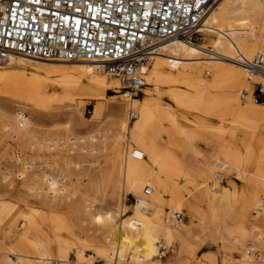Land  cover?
<instances>
[{"label": "bare ground", "instance_id": "bare-ground-1", "mask_svg": "<svg viewBox=\"0 0 264 264\" xmlns=\"http://www.w3.org/2000/svg\"><path fill=\"white\" fill-rule=\"evenodd\" d=\"M201 32L211 39L205 42L202 38L197 45L182 40L157 44L139 66L144 84L134 99L125 98L121 91L124 84L98 72L92 62H63L72 63L67 66L20 56L0 62L54 73L67 93L86 84L105 94L109 98L106 116L115 117L113 130L117 134L112 141L117 150L129 142L116 158L119 187L135 197L127 217L125 207L120 205L118 224L107 212L91 216L84 209L76 211L74 206L77 215L90 217L99 231L89 240L75 234L70 214L61 216L51 210L30 214L19 207L2 208L10 224L20 219L23 233L13 244L0 246V264L66 262L71 251L77 264H86V250L105 256L87 254L90 264L94 258L107 259L111 255L127 257L133 264H264V230L256 226L264 225V103L257 104L252 92H248L251 84L264 87V74L252 73L242 64L264 55V0H218L202 21ZM9 70L0 71L1 96L23 100L40 97L38 91L23 90V75L13 76L7 73ZM38 77L33 76L30 83ZM161 86L168 89L171 106H162L149 98L151 93H159ZM247 98L256 103H244L242 99ZM123 107L130 111L133 120L122 119ZM218 110L223 135L219 151L207 164L186 167L185 146L190 133L184 130L176 113L189 115L190 111H201L214 117ZM14 118L15 126L3 125L5 130H11L13 138L31 140L49 149L56 144L52 140H37L27 118L20 114ZM163 123L168 128H162ZM240 130L245 133L239 134ZM160 132L169 139L176 135L170 141L171 149H159ZM231 174L233 180L229 179ZM1 175L4 183L12 187L9 174ZM42 177L46 186L41 191L52 202L67 194L63 178L56 180L45 172ZM143 187L151 188L149 197L141 195ZM29 190L34 191V187ZM84 195L79 186L69 193L73 198ZM181 211L188 219L186 224L174 219V214ZM247 222L252 223L249 229ZM159 245L172 249L169 262L158 259ZM214 248L216 252L211 253ZM10 255L15 256V263Z\"/></svg>", "mask_w": 264, "mask_h": 264}, {"label": "rangeland", "instance_id": "rangeland-1", "mask_svg": "<svg viewBox=\"0 0 264 264\" xmlns=\"http://www.w3.org/2000/svg\"><path fill=\"white\" fill-rule=\"evenodd\" d=\"M209 39L211 37L203 34L205 42ZM40 62L67 66L72 64ZM8 69L11 70L7 73L13 76L23 75V82L20 84L23 90L30 88L33 91H38L40 97L35 100L32 97L23 100L22 98L10 99L0 95V115H2L0 116V173L9 174V182L13 184L12 187H8L0 174V220L3 221L4 225L0 246L5 247L7 244H13L23 233L20 219L10 224L9 218L1 212V209L6 207H19L18 209L23 213L30 214H43L49 210L61 216L66 215V213L67 215L70 214V220L75 226V234L84 240H89L99 231L91 223L90 217L77 215L75 209H77L76 211L84 209L91 216L94 214L103 215L107 212L118 224L121 219L119 216L120 205L125 207V217H127L130 214V208L135 204V197L132 193H125L124 189L119 187L116 158L118 153L125 151L129 142L127 140L122 144V148L117 150L112 141L117 133L113 130L115 117L106 116V101L109 98L103 93L94 91L86 84L67 93L57 82V75L54 73L37 72L28 66L0 65V71ZM35 75L39 76L38 80L30 83L31 78ZM254 87L253 84L250 85L248 89L250 94ZM158 88L159 93H151L149 98L162 106H171L168 89L162 86ZM122 90L123 88H121ZM247 100L251 99H242L244 103ZM261 103L264 101H257V104ZM219 111L214 117H208L201 111H190L189 115L176 113L184 126V130L190 133L188 143L185 146L186 167L198 168L204 163L207 164L219 151L223 140V135L219 130ZM17 114L31 122L33 136L37 140L55 141L56 144L52 149L46 145L39 147L36 142L31 140L20 141L16 137L13 138L11 130H5L3 125L8 123L15 126L14 117ZM129 114L130 111L125 107L120 108L122 119L133 120L134 118H131ZM162 128H168V124L163 123ZM243 133L245 132L240 130L239 134ZM158 137V147L161 151L171 149L170 141L176 139V135L169 139L164 132H160ZM238 137L240 138L241 135ZM103 138L105 141L102 142ZM174 153L176 155L177 151ZM17 158L18 164L16 163ZM43 172L56 180L63 178V186L67 194L56 198L54 202L45 196L41 191L46 186L42 180ZM224 174H226V169ZM233 176L232 174L229 175V179L233 180ZM60 185L59 182L58 189H60ZM76 186L84 190V197L73 198L69 196L70 191ZM30 187H34V191H30ZM145 188H142L141 195L149 197L151 194L144 195ZM74 206H76L75 209ZM179 214H181L182 223L186 224L188 219L184 211ZM246 226L249 229L252 227V223L247 222ZM256 226L264 230L263 224ZM43 228H47L46 223ZM216 250L214 248L210 252L215 253ZM167 251L169 252L166 257L160 260L162 263L169 262L171 259L172 249ZM201 253L204 251L202 250ZM84 254L86 264H90L86 261L87 254L98 256L91 250H86ZM74 257L75 255L71 251L68 259ZM9 258L12 263L16 262L15 256L10 255ZM101 258H105V256ZM94 260L92 259L91 262L93 263Z\"/></svg>", "mask_w": 264, "mask_h": 264}, {"label": "built area", "instance_id": "built-area-1", "mask_svg": "<svg viewBox=\"0 0 264 264\" xmlns=\"http://www.w3.org/2000/svg\"><path fill=\"white\" fill-rule=\"evenodd\" d=\"M218 0H0V62L12 56L45 62L86 61L124 84L132 99L144 84L139 66L164 41H202V21ZM247 70L264 74V55ZM252 97L264 101V87L254 84ZM150 188L144 189L149 195ZM176 222L181 214L175 213ZM168 251L158 247V259ZM93 264H133L125 257L94 258ZM46 264H77L50 260Z\"/></svg>", "mask_w": 264, "mask_h": 264}]
</instances>
